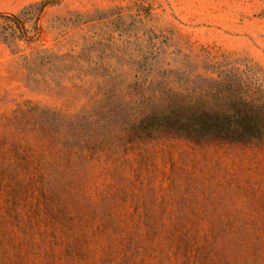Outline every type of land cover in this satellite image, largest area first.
<instances>
[{
    "label": "rangeland",
    "instance_id": "rangeland-1",
    "mask_svg": "<svg viewBox=\"0 0 264 264\" xmlns=\"http://www.w3.org/2000/svg\"><path fill=\"white\" fill-rule=\"evenodd\" d=\"M29 7L34 41L0 40V132L30 107L104 151L77 189L25 188L11 212L0 191V264H264V146L131 135L230 77L264 86V0H0ZM38 52L57 70L28 72ZM29 131L54 159L37 118Z\"/></svg>",
    "mask_w": 264,
    "mask_h": 264
},
{
    "label": "trees",
    "instance_id": "trees-1",
    "mask_svg": "<svg viewBox=\"0 0 264 264\" xmlns=\"http://www.w3.org/2000/svg\"><path fill=\"white\" fill-rule=\"evenodd\" d=\"M46 5L41 3L34 9L42 10ZM30 9L17 15L0 13V40L12 47L14 54L18 41L27 44L34 41L36 27L28 29L25 26L31 20L27 15ZM55 62L50 54L40 55L39 52L24 58L28 72L38 67L57 70ZM209 99V105L201 100L194 104L180 101V112L177 113H149L134 127L131 135L143 141L156 136L176 137L197 146H264V86L230 77ZM36 118L51 134L47 140L49 146L55 144L59 147L54 159H46L42 149L30 138L29 130ZM83 123L86 128L92 126L90 120ZM143 124L146 126L144 132L136 134ZM79 127L78 123L67 121L58 113L35 114L30 107L20 108L4 119V131L0 132V191L8 193L10 212L15 210L16 198L25 188L81 187L87 178V167L90 168V164L98 162L99 156L103 155L104 144L97 142L94 131L86 138L84 129Z\"/></svg>",
    "mask_w": 264,
    "mask_h": 264
}]
</instances>
